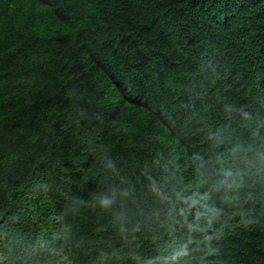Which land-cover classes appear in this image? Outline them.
<instances>
[{
  "label": "trees",
  "instance_id": "16d2710c",
  "mask_svg": "<svg viewBox=\"0 0 264 264\" xmlns=\"http://www.w3.org/2000/svg\"><path fill=\"white\" fill-rule=\"evenodd\" d=\"M0 264H264V0H0Z\"/></svg>",
  "mask_w": 264,
  "mask_h": 264
}]
</instances>
